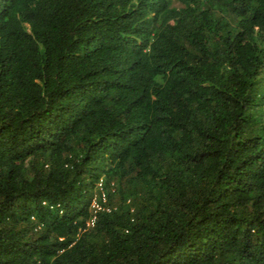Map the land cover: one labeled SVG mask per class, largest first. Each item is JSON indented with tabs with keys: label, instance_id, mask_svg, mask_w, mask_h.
<instances>
[{
	"label": "trees",
	"instance_id": "obj_1",
	"mask_svg": "<svg viewBox=\"0 0 264 264\" xmlns=\"http://www.w3.org/2000/svg\"><path fill=\"white\" fill-rule=\"evenodd\" d=\"M0 264H264V0H0Z\"/></svg>",
	"mask_w": 264,
	"mask_h": 264
},
{
	"label": "built area",
	"instance_id": "obj_2",
	"mask_svg": "<svg viewBox=\"0 0 264 264\" xmlns=\"http://www.w3.org/2000/svg\"><path fill=\"white\" fill-rule=\"evenodd\" d=\"M98 188H99V194L97 196H95L96 199H94L93 205H92V207L94 208L95 211H100V210H103V208H107L105 206L107 196H106L104 190L102 189L101 183L98 185Z\"/></svg>",
	"mask_w": 264,
	"mask_h": 264
},
{
	"label": "rangeland",
	"instance_id": "obj_3",
	"mask_svg": "<svg viewBox=\"0 0 264 264\" xmlns=\"http://www.w3.org/2000/svg\"><path fill=\"white\" fill-rule=\"evenodd\" d=\"M100 180H102V179H100ZM101 183V181H99V183L96 185V187H97V189H94V191L92 192V195H91V205H90V209H92V210H94V208L92 207V205H93V201H94V199H96V197L95 196H97L98 195V192H99V188H98V185ZM111 186H114V184L113 183H111V185H110V187ZM102 189H103V186H102ZM114 190H115V188H114ZM113 190H111V192H112ZM105 192V194H106V196H107V192L106 191H104ZM113 193V192H112ZM117 198V197H116ZM115 197L112 199V201L111 202H113V203H115L114 201H116L115 199H116ZM111 204H110V202L106 199V203H105V206L106 207H108V206H110Z\"/></svg>",
	"mask_w": 264,
	"mask_h": 264
}]
</instances>
